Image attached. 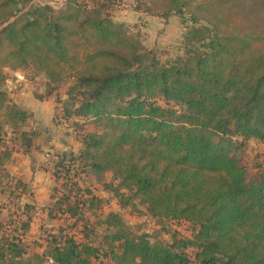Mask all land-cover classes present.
I'll return each instance as SVG.
<instances>
[{
  "label": "trees",
  "instance_id": "1",
  "mask_svg": "<svg viewBox=\"0 0 264 264\" xmlns=\"http://www.w3.org/2000/svg\"><path fill=\"white\" fill-rule=\"evenodd\" d=\"M132 7L142 15L187 16L184 52L163 62L88 2L55 8L0 0V172L12 154L4 123L29 116L9 101L6 68L31 67L55 81L70 75L78 104L63 116L99 128L80 135L72 159L54 151L63 214L81 213L83 193L85 203L99 200L81 188L80 170L100 179L111 171L130 191L121 194L124 204L140 197L152 215L192 223L194 238L152 241L110 212L104 222L112 229L100 244L61 229L43 252L30 251L25 237L35 208L26 203V218L12 228L0 221V264H100L107 257L117 264H264V168L249 176L236 152L249 139L264 142V0H133Z\"/></svg>",
  "mask_w": 264,
  "mask_h": 264
},
{
  "label": "rangeland",
  "instance_id": "2",
  "mask_svg": "<svg viewBox=\"0 0 264 264\" xmlns=\"http://www.w3.org/2000/svg\"><path fill=\"white\" fill-rule=\"evenodd\" d=\"M35 1L37 3L51 4L55 8H59L69 2V0ZM78 1L82 4L88 2L97 7H103L106 13L110 14L115 21L124 23L134 34L140 36L144 46L154 50L163 62L173 60L184 52V35L191 27V22L187 16L182 17L175 13L167 17L142 15L133 9V0H114L113 2L110 0L111 3L107 0ZM6 71L8 72V77L11 79L9 86L19 85L20 83L23 85L25 81H32L38 94L50 96L54 99L55 104L60 108L56 113L57 120L61 123L60 117H62L66 121V125L63 124L62 126L67 130L71 128L75 139L79 142L80 150L82 148L80 135L99 128L92 120L78 118L74 115H71L68 119L62 116L65 113L66 107L71 110L78 104L74 100L78 91L74 86V78L70 75H66L60 80L55 81L48 78L44 73L37 72L34 68L30 67L23 69L22 74L24 75V79L16 81L18 77L16 78V75L11 72V68L7 67ZM7 83L8 80L5 81L4 86ZM5 87L9 88L8 86ZM9 94L8 96L11 97V94ZM159 102L164 104L163 98H159ZM0 116L4 117V108L0 109ZM20 124H13L12 122L4 123V135L12 152L18 149L15 145V140H13L15 135L13 131L20 128ZM16 138L20 137L16 136ZM236 152L240 164L246 169L249 176L256 175L264 168L263 141L249 139ZM72 156L73 154L67 153L65 160L72 159ZM78 176L81 188L85 187L84 190L86 188L91 189L97 197L99 196V200L94 203L87 200L85 203L86 193H83L84 196L81 197L79 203L81 213L76 216H70L67 212L63 214L62 208L60 209L59 205L55 202V197L65 196V189L62 188V185H55L52 190L51 204L45 208L47 211L44 210L43 213H40V215H37L32 220V223L30 222L25 237L30 251L43 252L47 245V239L51 236L50 234H57L61 229L66 233L74 234L75 238L79 241L100 244L103 236L112 229V227H109L104 222L110 212L116 213L122 218L124 227L135 233H148L152 241L163 240L165 242H172L174 238H194L196 227L192 223L182 219L154 216L147 211V207L140 197H135L127 204H124L121 194H130V191L118 186L119 180L114 177L111 171L105 172L101 179L91 170L84 172L80 170ZM9 180L14 181L9 182ZM19 181L6 168L0 172V221L6 223V227H10V223L13 220H19L21 217L26 218L25 216H27L24 213V205L27 198L31 197V193L25 187L21 195L23 183L19 184ZM106 183H112L115 187L107 188L105 186ZM17 186H20V188ZM30 211L34 215L36 209H31ZM187 251L192 256L195 252L194 246L189 245ZM99 262V260H96L97 264ZM51 263L52 260L47 258L45 264ZM100 264L117 263L115 260L107 257Z\"/></svg>",
  "mask_w": 264,
  "mask_h": 264
},
{
  "label": "crops",
  "instance_id": "3",
  "mask_svg": "<svg viewBox=\"0 0 264 264\" xmlns=\"http://www.w3.org/2000/svg\"><path fill=\"white\" fill-rule=\"evenodd\" d=\"M11 72L18 77L16 81L24 79L23 70L11 69ZM7 80L5 86L9 88L3 87L11 94L9 101L25 110L29 116L20 124V128L13 131V134L20 137H13L18 149L12 152L5 168L23 183L24 188L30 190L31 197L27 198L26 203L36 209L33 220L44 210L47 211L45 208L51 204L52 190L57 185L51 169L50 152L57 150L60 153L79 155L81 150L71 128L67 130L57 120L56 113L60 108L52 97L38 94L32 81L9 86L11 79L8 77Z\"/></svg>",
  "mask_w": 264,
  "mask_h": 264
},
{
  "label": "built area",
  "instance_id": "4",
  "mask_svg": "<svg viewBox=\"0 0 264 264\" xmlns=\"http://www.w3.org/2000/svg\"><path fill=\"white\" fill-rule=\"evenodd\" d=\"M60 120H61V123H63V124L66 125V121L62 117H60ZM49 155H50V160L52 161L51 162V169H52L53 172H55V170H56V168H55V161L58 160L60 158V156H59V154L55 153L54 151L53 152H50ZM69 177H70V180L71 181H74V180L77 179L76 176H74L73 174H70Z\"/></svg>",
  "mask_w": 264,
  "mask_h": 264
}]
</instances>
